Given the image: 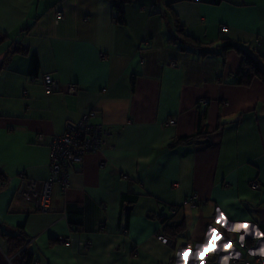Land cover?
I'll return each instance as SVG.
<instances>
[{"label":"crops","instance_id":"1","mask_svg":"<svg viewBox=\"0 0 264 264\" xmlns=\"http://www.w3.org/2000/svg\"><path fill=\"white\" fill-rule=\"evenodd\" d=\"M115 15L111 0H0V264L13 234L39 264H264V81L232 82L241 54L221 50L264 72V0H130ZM177 23L200 44L173 40ZM45 73L61 89L44 90ZM91 109L120 133L35 209L50 137ZM161 218L184 229L165 235Z\"/></svg>","mask_w":264,"mask_h":264},{"label":"built area","instance_id":"2","mask_svg":"<svg viewBox=\"0 0 264 264\" xmlns=\"http://www.w3.org/2000/svg\"><path fill=\"white\" fill-rule=\"evenodd\" d=\"M56 16L59 17L63 14L62 10H57L55 12ZM221 30L225 31L226 26L222 25ZM149 42L147 40L143 41L140 46L137 47V50H141V46H147ZM100 57L103 58L104 54L100 52ZM170 65H175L174 60L169 61ZM230 79L235 77L234 74H230ZM42 87L46 91H56L61 89L59 82L50 76V74L45 73L42 76ZM76 84L70 83L67 85V91H75ZM208 102L207 98H199L198 104H206ZM96 111L91 109L86 112H83L80 117L76 120H65L63 124V131L58 134H54L49 139V159H48V171L49 175L46 180L37 182L33 181L34 195L30 198L32 206L41 211L51 210L52 207L49 204V197L51 191V185L54 182H57L60 185L62 191L69 187L70 184V170L75 166L79 165L83 157L88 152H96L101 149V147L108 142V139L113 134H119L120 130H114L109 125H104L101 123L91 121V118L94 117ZM176 120L173 116H169L163 122L164 126H173ZM38 137H42L41 134H38ZM105 162L100 161V164L103 165ZM20 178H23V173L20 172L18 175ZM229 183L225 182L224 186H228ZM250 185L254 188L260 186L259 181L256 178H253L250 181ZM195 193L191 194L188 198L189 201H192L195 197ZM63 208H61L62 210ZM210 230H215L212 226H209ZM126 232L127 230H122ZM216 231V230H215ZM217 233V231H216ZM220 237L221 234L218 233ZM157 238L164 241L170 242L169 239L163 234H158ZM59 240L62 242L68 243L70 241L69 236H60ZM82 248H87L90 244L88 240L81 241ZM230 242L228 241V244ZM183 248H190L192 243L189 241L184 242L181 245ZM240 259V256L234 255L229 259L230 263H235ZM10 262V258H8ZM30 264H39L38 260L32 258Z\"/></svg>","mask_w":264,"mask_h":264},{"label":"trees","instance_id":"3","mask_svg":"<svg viewBox=\"0 0 264 264\" xmlns=\"http://www.w3.org/2000/svg\"><path fill=\"white\" fill-rule=\"evenodd\" d=\"M130 0H111L112 7L116 11V15L114 18L118 22H123V5L125 2H128ZM176 27L179 32H181L180 35L176 37H172L173 40H179L181 43L184 44H192V45H199L200 41L196 39L194 36H191L184 32L183 27L180 24H176ZM1 40V38H0ZM228 48H234L241 54V63L239 71L236 72L234 75L235 77L231 80L234 83H244L248 82L253 76H258L264 81V72L262 69V66L260 65V62L257 58H255L252 54L244 50L243 48L239 47L235 43L232 42H224L222 44L221 50H226ZM209 50L204 49L203 53H208ZM196 135H189V136H180L175 141L171 142L170 145H173V143H176L177 141L183 140H195ZM6 180L4 174L0 171V183ZM161 221L164 223L163 230L165 235H176L180 233L184 229V222L183 220L179 221H171V222H165L166 219L161 218ZM8 239L12 242V246L14 247L13 251L11 252V264H15L14 260L17 258V260L21 264H30V261L32 260L31 253L27 250L25 246V241H23V238H18L16 235H9Z\"/></svg>","mask_w":264,"mask_h":264},{"label":"water","instance_id":"4","mask_svg":"<svg viewBox=\"0 0 264 264\" xmlns=\"http://www.w3.org/2000/svg\"><path fill=\"white\" fill-rule=\"evenodd\" d=\"M207 139H197L196 142H203L206 141Z\"/></svg>","mask_w":264,"mask_h":264},{"label":"bare ground","instance_id":"5","mask_svg":"<svg viewBox=\"0 0 264 264\" xmlns=\"http://www.w3.org/2000/svg\"><path fill=\"white\" fill-rule=\"evenodd\" d=\"M238 256V255H237Z\"/></svg>","mask_w":264,"mask_h":264}]
</instances>
